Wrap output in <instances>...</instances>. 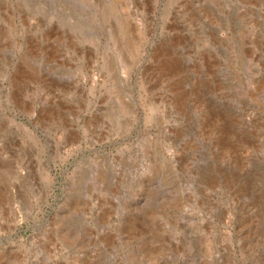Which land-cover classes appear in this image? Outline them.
I'll return each mask as SVG.
<instances>
[{
    "label": "rangeland",
    "instance_id": "rangeland-1",
    "mask_svg": "<svg viewBox=\"0 0 264 264\" xmlns=\"http://www.w3.org/2000/svg\"><path fill=\"white\" fill-rule=\"evenodd\" d=\"M0 264H264V0H0Z\"/></svg>",
    "mask_w": 264,
    "mask_h": 264
}]
</instances>
